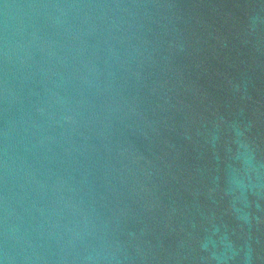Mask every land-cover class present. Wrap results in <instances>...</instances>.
<instances>
[{
    "label": "water",
    "instance_id": "obj_1",
    "mask_svg": "<svg viewBox=\"0 0 264 264\" xmlns=\"http://www.w3.org/2000/svg\"><path fill=\"white\" fill-rule=\"evenodd\" d=\"M0 264H264V0H0Z\"/></svg>",
    "mask_w": 264,
    "mask_h": 264
}]
</instances>
